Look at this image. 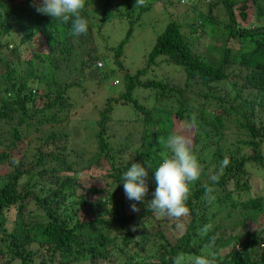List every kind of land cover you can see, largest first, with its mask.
Returning a JSON list of instances; mask_svg holds the SVG:
<instances>
[{
  "label": "trees",
  "instance_id": "obj_1",
  "mask_svg": "<svg viewBox=\"0 0 264 264\" xmlns=\"http://www.w3.org/2000/svg\"><path fill=\"white\" fill-rule=\"evenodd\" d=\"M95 1L87 0L83 12L87 34L73 36L70 24L36 11L42 0H0V264H173L178 254L183 264L200 255L215 264H264V0H207L208 9L187 22L169 20L145 66L125 72L124 91L98 110L92 122L97 149L82 165L84 155L69 147L66 124L76 105L72 87L86 77L60 82L56 74L63 61L70 67L76 41L91 42ZM155 1L137 14L127 10L125 37L109 45L122 69L133 26ZM206 34L217 42L203 41ZM33 44L44 49L26 58ZM85 48L81 72L90 69V81L103 78L100 55ZM160 61L182 71L184 87L156 74ZM140 89L151 92L152 106L136 97ZM118 105L131 106L133 124L115 114ZM173 113L178 122L192 123L179 132L192 136L203 169L188 201L190 214L179 221L146 207L154 198V168L145 202L128 200L122 183L132 163L147 166L152 159L155 167L168 155L158 138L173 133ZM137 131L135 155L120 165L118 153L132 152ZM104 160L110 165L106 186L79 177ZM205 185L213 188L210 200ZM133 203L139 212L131 211ZM205 225L211 227L202 235Z\"/></svg>",
  "mask_w": 264,
  "mask_h": 264
},
{
  "label": "rangeland",
  "instance_id": "obj_2",
  "mask_svg": "<svg viewBox=\"0 0 264 264\" xmlns=\"http://www.w3.org/2000/svg\"><path fill=\"white\" fill-rule=\"evenodd\" d=\"M96 0L94 2V8L90 13V20L93 26V38L91 42L81 44L76 41L74 44L73 59L70 62V67L67 66V63L63 61L62 66L57 72V79H60V82L68 80H80L84 77L86 79L81 86L72 87L70 96L75 100L74 110L71 111L69 117V123L67 125V130H70V143L69 147L72 150V153H77L79 155H84L82 165H86V161L91 158V156L96 152L97 143L96 138L94 137L93 130V121L98 117V110L106 102V99L111 96L120 95L125 89V83L123 80V75L125 72L135 73L138 69L145 66V61L148 58V55L154 45L156 44L158 36L165 30L167 24L171 19H176L180 22H187V20L197 14L198 10L208 9L207 0H157L154 5L149 8L142 17L138 18V22L133 26V33L129 39V42L125 46V53L120 59L124 61V67L121 68L116 63L113 58V52L108 51L110 47H116L119 42L125 37L130 24L126 16V11L133 8L134 13L137 12L139 7L135 8L136 1L133 0ZM149 2L147 0L145 3ZM173 2L176 3L173 5ZM173 6H172V5ZM197 8L194 10V7ZM137 14V13H136ZM16 34L19 38L20 34ZM107 38V40H105ZM203 41L208 43H216L217 40L210 38L207 34L201 38ZM94 47L95 51L100 55L104 66L101 71L103 72L104 77L96 76L93 81H90L89 73L90 69H87L83 74L80 70L81 68V59L85 54V47ZM31 50L26 51V58H29L32 54V50L40 51L44 49L40 44L28 46ZM27 48V47H26ZM46 48V47H45ZM24 47H22V52ZM161 64L158 67L154 66L153 69H156V74L168 78L171 80V84L184 87V76L182 71L175 69L166 65V62L160 61ZM112 67H115L117 70H113ZM42 68V66H41ZM148 75H152L150 72ZM103 80V81H101ZM119 81V83H117ZM117 83V84H115ZM196 88V87H193ZM151 92L145 89H140L136 92V97L139 101L147 106H152L155 102V99L150 97ZM10 96V94H9ZM211 110V108L209 109ZM131 106L118 105L115 109V114L121 118L127 117V124H133L134 118H130L129 114L132 112ZM173 120V133L179 132L182 128H185L192 123L189 122H178L175 113L171 116ZM91 120V124L85 122V120ZM135 131L137 129H134ZM141 131V130H140ZM140 131H137L135 134V144L132 145V152L124 151L118 153V159L120 165H127L132 161V156L134 153V146H137L138 139L141 134ZM121 130H116V136L122 137ZM93 134V135H92ZM118 137V138H119ZM192 138V136L190 137ZM118 142H121V139H118ZM117 149H121L120 144L116 146ZM201 148V146H198ZM243 153H248L247 150H243ZM100 167H95V170L90 174L87 170L80 171L79 177L88 178L91 182L96 180L99 181V184H102L101 187L106 186L107 181L110 178L107 176L109 170V163L104 160L100 163ZM260 173V172H259ZM95 198V196H93ZM15 264H19L18 262Z\"/></svg>",
  "mask_w": 264,
  "mask_h": 264
},
{
  "label": "clouds",
  "instance_id": "obj_3",
  "mask_svg": "<svg viewBox=\"0 0 264 264\" xmlns=\"http://www.w3.org/2000/svg\"><path fill=\"white\" fill-rule=\"evenodd\" d=\"M86 2L87 0H42L36 6V11L52 17L61 24H70V34L73 36L86 35L89 27L87 19L83 16ZM145 2L146 0H136L135 7L143 6ZM33 3L35 4V0ZM99 62L102 61L98 60L97 65ZM102 64L98 67L102 68L104 63ZM191 120L194 124L196 120L194 114ZM158 143L168 155L155 167L152 159L147 161V166L140 162L132 163L122 176L124 193L130 201L145 202L149 194L147 183L149 168H154L156 182L154 198L147 200L146 207L154 215H163L179 221L190 214L188 201L192 195L193 185L201 178L203 169L198 157L192 151L191 139L186 130L171 133L167 138L161 136L158 138ZM228 163V159L225 158L221 162V170ZM210 179L216 182L219 176H212ZM204 187L205 196L210 200L213 188L209 185ZM139 210L137 203L131 205V211L139 212ZM210 227L205 225L201 229V234L206 235ZM132 230L136 231L137 226L133 225ZM173 264H183V257L179 254L175 256ZM192 264H215V260L200 255L194 258Z\"/></svg>",
  "mask_w": 264,
  "mask_h": 264
},
{
  "label": "built area",
  "instance_id": "obj_4",
  "mask_svg": "<svg viewBox=\"0 0 264 264\" xmlns=\"http://www.w3.org/2000/svg\"><path fill=\"white\" fill-rule=\"evenodd\" d=\"M98 65L102 66L103 64H102V62H99ZM117 83H119V81H117ZM117 83H115V84H117Z\"/></svg>",
  "mask_w": 264,
  "mask_h": 264
}]
</instances>
